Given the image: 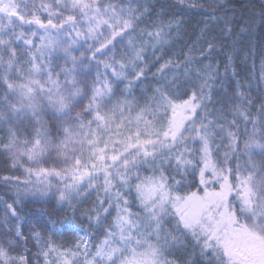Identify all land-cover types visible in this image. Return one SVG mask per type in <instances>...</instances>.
Returning a JSON list of instances; mask_svg holds the SVG:
<instances>
[{"label": "snow or ice", "instance_id": "1", "mask_svg": "<svg viewBox=\"0 0 264 264\" xmlns=\"http://www.w3.org/2000/svg\"><path fill=\"white\" fill-rule=\"evenodd\" d=\"M204 7L0 0V264H264V45L253 96Z\"/></svg>", "mask_w": 264, "mask_h": 264}, {"label": "trees", "instance_id": "2", "mask_svg": "<svg viewBox=\"0 0 264 264\" xmlns=\"http://www.w3.org/2000/svg\"><path fill=\"white\" fill-rule=\"evenodd\" d=\"M166 2V0H162ZM205 4L202 9L195 10H184L181 12L179 18L186 21L184 25V31L188 35L183 36V40L187 41L189 37H194L198 33L199 28L202 27V22L209 19L208 5L222 2V0H201ZM227 3L228 0H223ZM231 10L229 11L230 16H235L242 20V22L248 23L247 31L243 37L241 43H239L233 52V60L236 65L237 71L241 72L242 76L248 78L249 83H251L253 92L252 95H257V80L254 75L250 76L252 59L253 57L249 55L250 51L255 49L258 53L260 47L264 45V9L261 5L264 4V0H230ZM173 11H180L179 9H173ZM223 13H221L222 15ZM181 43H175L173 50L179 51ZM259 58H256V71L258 74L259 70ZM223 73V69H221ZM230 91V90H229ZM26 166V165H25ZM5 176H20L21 179L24 178L23 167L18 171L11 169L9 165H5L2 160H0V178ZM7 191V186L0 185V196H4Z\"/></svg>", "mask_w": 264, "mask_h": 264}]
</instances>
